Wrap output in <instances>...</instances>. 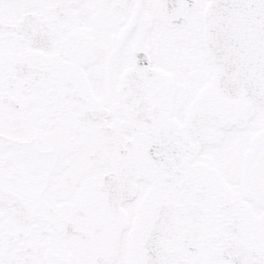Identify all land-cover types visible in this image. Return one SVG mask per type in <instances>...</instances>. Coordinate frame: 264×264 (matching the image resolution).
<instances>
[{
    "label": "snow or ice",
    "instance_id": "6c2138e0",
    "mask_svg": "<svg viewBox=\"0 0 264 264\" xmlns=\"http://www.w3.org/2000/svg\"><path fill=\"white\" fill-rule=\"evenodd\" d=\"M0 264H264V0H0Z\"/></svg>",
    "mask_w": 264,
    "mask_h": 264
}]
</instances>
